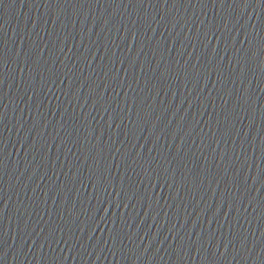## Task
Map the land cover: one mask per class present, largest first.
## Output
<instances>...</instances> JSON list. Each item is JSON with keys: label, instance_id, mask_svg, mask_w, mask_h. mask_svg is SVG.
Segmentation results:
<instances>
[{"label": "water", "instance_id": "water-1", "mask_svg": "<svg viewBox=\"0 0 264 264\" xmlns=\"http://www.w3.org/2000/svg\"><path fill=\"white\" fill-rule=\"evenodd\" d=\"M0 264H264V0H0Z\"/></svg>", "mask_w": 264, "mask_h": 264}]
</instances>
